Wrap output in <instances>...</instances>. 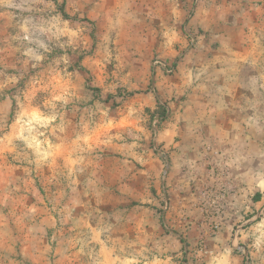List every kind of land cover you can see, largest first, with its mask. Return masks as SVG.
I'll list each match as a JSON object with an SVG mask.
<instances>
[{
    "label": "rangeland",
    "instance_id": "1",
    "mask_svg": "<svg viewBox=\"0 0 264 264\" xmlns=\"http://www.w3.org/2000/svg\"><path fill=\"white\" fill-rule=\"evenodd\" d=\"M0 264H264V0H0Z\"/></svg>",
    "mask_w": 264,
    "mask_h": 264
},
{
    "label": "crops",
    "instance_id": "2",
    "mask_svg": "<svg viewBox=\"0 0 264 264\" xmlns=\"http://www.w3.org/2000/svg\"><path fill=\"white\" fill-rule=\"evenodd\" d=\"M236 232H237V231H236ZM242 232H243V230H242ZM238 235H239V234L237 233V235H236V241H238V240H240V239H243V236L239 238Z\"/></svg>",
    "mask_w": 264,
    "mask_h": 264
}]
</instances>
